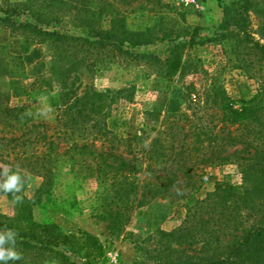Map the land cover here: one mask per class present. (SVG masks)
I'll return each mask as SVG.
<instances>
[{
    "label": "trees",
    "instance_id": "obj_1",
    "mask_svg": "<svg viewBox=\"0 0 264 264\" xmlns=\"http://www.w3.org/2000/svg\"><path fill=\"white\" fill-rule=\"evenodd\" d=\"M136 1L100 0L97 15L105 19L103 27L89 0H83L75 15V27L83 35L50 29L61 19L29 4L0 7V29L22 38L21 55L0 49V162L42 179L36 194L19 202L15 218L0 214V234L13 230L14 247L21 254L8 264H80L75 258H89L86 234L83 239L64 234L55 224L36 223L32 215V206L50 193L64 169L72 173L86 165L94 167L102 188L101 218L114 228L153 200L184 201L182 224L161 235L179 247L200 245V250L188 254L185 248L172 249L176 257L162 264H264V44L250 32L252 0L224 6L218 31L204 40L183 14L181 24L161 36L155 26L130 29L126 11L146 9L143 0L131 7ZM150 4L154 14L169 7L162 0ZM24 12L33 20L17 22L14 16ZM157 41L169 45L164 59L135 51ZM216 43L231 44L230 54L224 52L234 56L236 68L258 80L256 94L236 102L216 80L201 91L191 83L183 89L179 112H147L148 124L131 135L115 133L108 125L119 102L133 101L130 88L82 87L74 76L81 68L93 72L105 62L121 61L154 68L173 80L191 70L186 56L194 46ZM34 44L46 45L51 53L50 70L58 84L52 120L35 119L24 107L11 105L2 88V79L22 76L23 54ZM225 165L237 167L242 185L217 182L203 199L196 198L208 171Z\"/></svg>",
    "mask_w": 264,
    "mask_h": 264
},
{
    "label": "rangeland",
    "instance_id": "obj_2",
    "mask_svg": "<svg viewBox=\"0 0 264 264\" xmlns=\"http://www.w3.org/2000/svg\"><path fill=\"white\" fill-rule=\"evenodd\" d=\"M82 1L0 0V7L29 4L34 10L57 15L61 19L59 24H51L50 29L70 35H83V30L75 27V15ZM140 1L134 2L131 7ZM148 1L153 2L143 0L145 11L129 12V8L124 14L130 29L144 30L155 26V31L161 36L169 29H176L181 24L179 14H183L186 24L199 28L201 40H204L213 37L218 31L223 7L240 0H162L169 7L160 10L158 14L150 12L153 6ZM99 3L100 0H89L88 4L95 10L94 19L97 23L107 27L103 16L97 15ZM14 19L17 22L33 20L27 12L14 16ZM250 32L255 40L264 44V0H252ZM21 44V37L0 29V49L12 55H21ZM230 46L227 43L194 46L186 56L192 66L191 70L173 80L164 79L154 68L126 65L121 61L105 62L93 72L81 68L74 76H77V83H81L82 87L88 85L98 90L111 91L130 88L133 101L119 102L108 120L112 131L126 136L140 130L145 122L148 124L147 112H179L182 109L183 89L191 83L201 91L212 80H216L236 102L248 100L255 95L258 80L236 68L237 60L224 52H229ZM168 48L166 41H157L135 51L152 53L164 59ZM23 60L22 76L2 79V88L9 94L11 105L24 107L35 119L52 120L58 106V84L50 70L51 53L46 45L34 44L23 54ZM0 166L19 172L23 180V187L18 193H6L0 189V214L15 218L19 202L30 200L40 188L42 179L3 162H0ZM3 180L4 177L0 175V184ZM203 181L196 198L203 199L214 190L217 182L236 187L242 185L241 174L235 165L211 169ZM101 191L93 166L86 165L72 173L64 169L50 193L39 204L32 206L33 220L36 223L55 224L62 233L76 234L82 239L85 238L83 234H86L89 239L85 244L90 256L85 259L75 258L80 264H162L166 259L176 257L172 249L185 248L188 254L199 252L200 245L179 247L161 235V232H172L182 224L186 213L184 201L153 200L135 208L130 213L129 221L114 228L101 218L104 211L103 198H98ZM240 234L237 233L238 236ZM225 240L229 241L231 237ZM45 264L58 263L50 261Z\"/></svg>",
    "mask_w": 264,
    "mask_h": 264
},
{
    "label": "clouds",
    "instance_id": "obj_3",
    "mask_svg": "<svg viewBox=\"0 0 264 264\" xmlns=\"http://www.w3.org/2000/svg\"><path fill=\"white\" fill-rule=\"evenodd\" d=\"M0 175L4 177L3 183L0 184V189L4 192L18 193L23 187V180L19 172L9 171L7 168L0 166ZM16 233L13 230H8L0 234V264H8L9 261L21 259V254L15 250ZM7 244L9 247L5 248Z\"/></svg>",
    "mask_w": 264,
    "mask_h": 264
}]
</instances>
